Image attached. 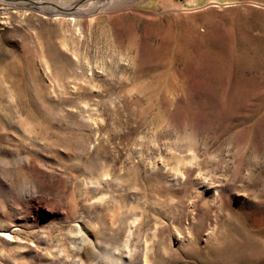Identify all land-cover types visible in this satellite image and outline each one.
I'll return each instance as SVG.
<instances>
[{
  "label": "rangeland",
  "instance_id": "1",
  "mask_svg": "<svg viewBox=\"0 0 264 264\" xmlns=\"http://www.w3.org/2000/svg\"><path fill=\"white\" fill-rule=\"evenodd\" d=\"M0 264H264V0H0Z\"/></svg>",
  "mask_w": 264,
  "mask_h": 264
},
{
  "label": "bare ground",
  "instance_id": "2",
  "mask_svg": "<svg viewBox=\"0 0 264 264\" xmlns=\"http://www.w3.org/2000/svg\"><path fill=\"white\" fill-rule=\"evenodd\" d=\"M58 6V5H57ZM61 9L62 13H67V12H72V13H76L77 9H75L74 6L72 5H68V6H58ZM6 15V14H5ZM7 17V16H6ZM3 21V20H2Z\"/></svg>",
  "mask_w": 264,
  "mask_h": 264
},
{
  "label": "crops",
  "instance_id": "3",
  "mask_svg": "<svg viewBox=\"0 0 264 264\" xmlns=\"http://www.w3.org/2000/svg\"><path fill=\"white\" fill-rule=\"evenodd\" d=\"M192 3H193V2H190V1L188 2V4H192Z\"/></svg>",
  "mask_w": 264,
  "mask_h": 264
}]
</instances>
